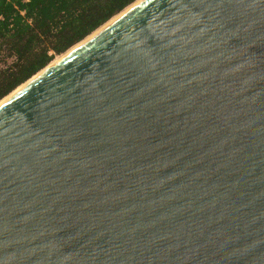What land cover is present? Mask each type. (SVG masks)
Instances as JSON below:
<instances>
[{
  "label": "water",
  "instance_id": "95a60500",
  "mask_svg": "<svg viewBox=\"0 0 264 264\" xmlns=\"http://www.w3.org/2000/svg\"><path fill=\"white\" fill-rule=\"evenodd\" d=\"M0 264H264V0H141L2 103Z\"/></svg>",
  "mask_w": 264,
  "mask_h": 264
},
{
  "label": "trees",
  "instance_id": "16d2710c",
  "mask_svg": "<svg viewBox=\"0 0 264 264\" xmlns=\"http://www.w3.org/2000/svg\"><path fill=\"white\" fill-rule=\"evenodd\" d=\"M137 0H0V101Z\"/></svg>",
  "mask_w": 264,
  "mask_h": 264
},
{
  "label": "bare ground",
  "instance_id": "6f19581e",
  "mask_svg": "<svg viewBox=\"0 0 264 264\" xmlns=\"http://www.w3.org/2000/svg\"><path fill=\"white\" fill-rule=\"evenodd\" d=\"M139 1L141 0H137L135 1L133 4H131L129 7H127L126 9H124L122 12H120L118 15H116V18H112L110 21H108L106 24H104L103 26H101L99 29H97L95 32H93L90 36H88L87 38H85L82 42L78 43L77 45H75L74 47H72L71 49H69L67 52H65L64 55L61 56V58L59 60H57L56 62H53L51 65L49 64V66H47L46 68H44L42 71H40L39 73H37L35 76H33L30 80H28L27 82H25L24 84H22L21 86L18 87V89L14 90L12 93H10L8 96H6L4 99H2L0 101V105L4 102H6L9 98H11L13 95H15L16 93H18L21 89H23L25 86H27L30 82H32L34 79H36L38 76H40L41 74H43L45 71H47L49 68H51L53 65H55L58 61H60L61 59H63L66 55H68L70 52H72L73 50H75L76 48H78L80 45H82L85 41H87L88 39H90L92 36H94L95 34H97L99 31H101L102 29H104L107 25H109L111 22H113L114 20H116L118 17H120L123 13L127 12L129 9H131L135 4H137Z\"/></svg>",
  "mask_w": 264,
  "mask_h": 264
},
{
  "label": "rangeland",
  "instance_id": "374dc122",
  "mask_svg": "<svg viewBox=\"0 0 264 264\" xmlns=\"http://www.w3.org/2000/svg\"><path fill=\"white\" fill-rule=\"evenodd\" d=\"M114 18H116V17H114ZM114 18H113V19H114ZM64 54H65V53H64ZM64 54H63V55H64ZM61 56H62V55L55 57L54 60L50 63V65H51L53 62H56L57 60H59V59L61 58ZM48 66H49V65H48ZM17 89H18V88H17Z\"/></svg>",
  "mask_w": 264,
  "mask_h": 264
}]
</instances>
